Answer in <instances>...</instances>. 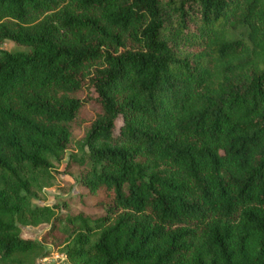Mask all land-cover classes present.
<instances>
[{
    "label": "trees",
    "instance_id": "trees-1",
    "mask_svg": "<svg viewBox=\"0 0 264 264\" xmlns=\"http://www.w3.org/2000/svg\"><path fill=\"white\" fill-rule=\"evenodd\" d=\"M87 105L69 163L94 203H34ZM48 243L71 264H264V0H0V264Z\"/></svg>",
    "mask_w": 264,
    "mask_h": 264
},
{
    "label": "rangeland",
    "instance_id": "rangeland-1",
    "mask_svg": "<svg viewBox=\"0 0 264 264\" xmlns=\"http://www.w3.org/2000/svg\"><path fill=\"white\" fill-rule=\"evenodd\" d=\"M1 47L8 50L27 48L25 45L18 44L10 39H5L1 43ZM94 116V108L91 105H87L72 122L74 132L72 146L66 149L63 157L54 159V166L52 168L54 176L38 192V196L33 199L34 203H57L62 212L88 210L86 205L94 203L92 198H90L92 200L90 201L83 196L85 195V190L79 183L80 167L76 164L69 163L70 154L79 153L76 144L81 138L82 131ZM121 123L122 117L119 116L116 119L115 132H117V127ZM49 227L50 222H41L37 225H21V234L24 237L39 239L41 234ZM47 247L49 250L48 253L37 259L38 264H71L60 247H54L50 243L47 244Z\"/></svg>",
    "mask_w": 264,
    "mask_h": 264
}]
</instances>
